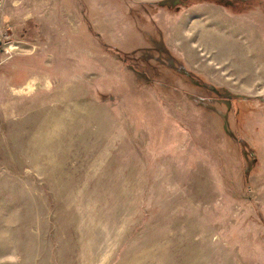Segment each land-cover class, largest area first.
<instances>
[{
  "label": "rangeland",
  "instance_id": "rangeland-1",
  "mask_svg": "<svg viewBox=\"0 0 264 264\" xmlns=\"http://www.w3.org/2000/svg\"><path fill=\"white\" fill-rule=\"evenodd\" d=\"M0 264H264V0H0Z\"/></svg>",
  "mask_w": 264,
  "mask_h": 264
}]
</instances>
